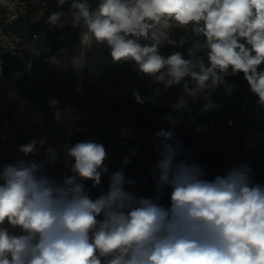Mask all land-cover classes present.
<instances>
[{
	"label": "clouds",
	"instance_id": "1",
	"mask_svg": "<svg viewBox=\"0 0 264 264\" xmlns=\"http://www.w3.org/2000/svg\"><path fill=\"white\" fill-rule=\"evenodd\" d=\"M7 6L15 9L11 0ZM70 8V21L53 12L47 24L83 26L82 44L105 45L113 64H131L149 78L154 96L159 86L178 87L182 95L171 105L176 115L162 117L168 128L155 133L151 197L129 190L136 183L124 171L129 157L109 173L100 143L66 147L65 161L72 163L62 179L47 172L59 157L45 147L46 137L20 145L24 157L43 149L46 159L0 167V264H264V184L243 162L207 179L202 166L189 163L175 131L193 110L190 100H203L202 114L221 107L214 93L223 87L231 95L235 85L227 78L238 74L264 108V0H99L95 8L72 0ZM173 28L190 29L203 44L164 54L166 47L183 46L172 39ZM133 96L145 103L139 91ZM105 174L108 187L94 198L86 182L97 188ZM166 189L168 205L161 203Z\"/></svg>",
	"mask_w": 264,
	"mask_h": 264
},
{
	"label": "built area",
	"instance_id": "2",
	"mask_svg": "<svg viewBox=\"0 0 264 264\" xmlns=\"http://www.w3.org/2000/svg\"><path fill=\"white\" fill-rule=\"evenodd\" d=\"M9 0H0V167L4 164L14 163L17 159H33L36 161L45 160L43 149H39L36 156L24 157L23 153L18 151L20 145H24L33 139L39 140L46 137L45 147L51 146L56 149L58 161L47 168L48 174L54 178L62 179L70 174L68 169L72 161H65L66 142L71 141L73 145L82 141H94L104 145L107 152L106 163L109 173H112L123 167L121 161L123 157H129L131 149H137L139 156V165L133 168L129 166L124 168L126 177L135 180V187L129 188L135 194L137 193V183L140 179L147 177L153 187L154 177L151 169L153 162L158 159V153L154 151V144H159L155 133L160 129H167L168 125L162 120V117L169 112L175 116L176 113L171 108L180 95L178 87H172V92L168 107L160 113L153 110L150 114L156 122V127L150 131H144L128 121L124 129L120 132L115 142L103 143L96 140L91 131L90 124L98 123L104 112L101 106L93 105L89 102L88 91L77 88L74 98H69L63 93V86L60 78L64 77L68 70L78 69L84 66L86 54L92 43H81L80 36L73 43L62 44L56 48L42 51L38 42L43 37L54 36L64 29L57 30L47 24L48 17L53 12L64 13L65 18L71 19V8H64L59 5V0H55V6L46 14V0H11L15 5L14 10L7 6ZM30 9L37 15L33 20L37 23V28L31 34L27 32H7L6 27H13ZM183 33L191 32L190 29L173 28L174 31ZM81 35V34H80ZM5 55V57H4ZM12 58L14 63L6 59ZM37 75L43 77V82L50 87L52 99L59 101L57 108L54 109L50 103L46 107L40 106L32 99L19 85V82L25 81V86L34 85ZM154 85L146 76H133L127 78L121 83L108 84L105 86L109 103L114 104L122 101L125 103H136L133 92L139 91L146 99L156 100L163 93V86H159L160 94L158 97L153 94ZM225 99L229 106H235L238 97H219ZM257 105V100H255ZM259 109L264 111L257 105ZM57 109L59 119L56 118ZM90 111L91 114H90ZM234 116L231 110H224V115L220 119L223 128L234 125ZM201 126L198 131L206 136L212 127L202 122L194 124V130ZM190 123L183 115V123L176 127V135L186 137L190 131ZM212 145L220 152L227 153L230 157H237L240 153H248L254 145L259 144L264 152V133L259 134L254 128L248 127L241 131L239 141L229 143L223 136L216 135L210 138ZM60 166V169L58 168ZM109 174L102 177V184L108 187ZM92 182H86V188L95 198Z\"/></svg>",
	"mask_w": 264,
	"mask_h": 264
},
{
	"label": "crops",
	"instance_id": "3",
	"mask_svg": "<svg viewBox=\"0 0 264 264\" xmlns=\"http://www.w3.org/2000/svg\"><path fill=\"white\" fill-rule=\"evenodd\" d=\"M37 18L33 9H30L28 13L23 16L13 27H6L7 32L23 33L26 31V26L23 22L32 21ZM69 21L71 19H68ZM71 26L65 27L61 33L43 37L39 40L38 45L42 51L56 47L62 43H67L72 38L74 31ZM178 35H181V31H178ZM172 37L177 42V45H183L177 48L162 49L164 54H169L174 50L183 51L186 53V49L191 46L193 42L192 37ZM139 76L136 71H133L131 64L125 63L121 65L113 64L110 58L109 50L105 45L92 43L86 54V60L83 67L78 69H70L67 71L64 77L60 78L63 86V93L69 98H74L76 95V89L81 88L89 92V96L98 97L94 95V91L89 89V86L94 84L99 87L104 95H107L104 87L108 84L121 83L127 78ZM243 75L238 74L235 77H228L230 83L235 85V90L231 95L225 94L223 87L219 88L213 95V100L221 105L218 109L210 110L208 113L202 114L200 108L203 104V100L197 98L196 101H189L192 107V112H185V118L190 120L194 118L195 121L202 122L203 124H209L213 131L208 135L203 136L198 131L190 129L186 137H181L179 134L176 137L183 142L184 150L190 154L189 163H196L202 166L206 171V178L212 179L216 175H223L225 170L232 167L235 161L242 157L245 153H240L237 157H230L225 152H220L212 145L210 138L217 135V132L223 130L221 127L220 119L224 115V110H233L232 114L236 118L235 127L227 132L225 135L226 140L233 142L240 139L241 131L244 128L256 127L258 133H264V111L259 109L255 104V101L249 96L244 94L240 80ZM24 86H21L23 90L34 99L40 106L46 107L52 99V91L50 87L46 86L43 82V77L37 75L34 85L25 86V81H22ZM172 87L163 90L161 96L156 100L146 99V116L142 123L138 126L144 131L153 130L156 127V122L150 111L153 110L156 113L163 112L169 104ZM106 93V94H105ZM238 97V102L235 106H229L225 99L221 100L219 97ZM90 102V100H89ZM91 103V102H90ZM98 106V105H96ZM124 106L116 113L107 112L102 116V119L98 123L90 124L93 137L103 143L115 142L120 132L124 129L128 121L131 118L124 112ZM92 111H90L91 114ZM236 114V116H235ZM234 118V119H235ZM73 146L71 141L66 142V147ZM65 147V148H66ZM131 163L129 168H133L139 165L138 152L136 155H129ZM252 169V178L254 181L264 184V152H262L259 144H255L251 150L248 159L243 161ZM155 161L153 162V166ZM60 169V166L58 165ZM101 189L106 190L107 187L100 185L94 188L96 197L101 193ZM170 189L165 190V195L161 203L169 204ZM137 195L151 197L154 195V190L148 181V178H142L137 183Z\"/></svg>",
	"mask_w": 264,
	"mask_h": 264
},
{
	"label": "trees",
	"instance_id": "4",
	"mask_svg": "<svg viewBox=\"0 0 264 264\" xmlns=\"http://www.w3.org/2000/svg\"><path fill=\"white\" fill-rule=\"evenodd\" d=\"M46 1H47V10H46L47 11L46 14H47V13H49L50 10H52L54 8V6H55V0H46ZM70 1H72V0H65L64 8L68 7V4H69ZM89 2L92 5V7L95 8L96 5L99 3V0H89ZM23 24H24V26H26V32H27L28 35L31 34L33 31H35L36 28H37V25H38L37 23H34L32 21H28V20L25 21V23L23 22ZM83 30H84L83 26L81 27V29L77 28L75 30H72V31H74V34L72 35V38L70 39V41L67 42V43H62V44H68V43L75 42L76 40H78V38H79V36H80V34H81V32ZM180 33H181V35L179 36L178 35V32L177 31H174L171 34V37H178V36L179 37H192L193 38L192 39L193 42H197L198 41V42H200V43L203 44V40H204L203 37L197 38L196 36H194V34L192 32H189V33L180 32ZM62 44H60V45H62ZM60 45H56V47H58ZM56 47H54V48H56ZM169 48H172V47H166L165 49H169ZM197 55L204 56V50L199 51L197 53ZM240 84L242 85V89L244 91V94H246L247 96H249L253 100L254 99L255 100L258 99L256 96H254L249 91V86H248L247 82L244 80V78H242L240 80ZM89 89H92L94 91V95L95 96H98L96 98L93 97V96L92 97L89 96L88 99L90 100V102L93 105L101 106L103 108L104 112H110V113H116L121 108V106L123 105L124 106V109L123 110H124L125 114L126 115L128 114V116L131 118V123L134 124L135 126H139L142 123L144 117L147 114L146 113V110H147L146 103H144V104L141 105V104L134 103V102H131V103L128 104V103L119 101V102H116L114 104H110L109 103L108 96L107 95H104L101 92V90H100L99 87H97L94 84H92V85L89 86ZM104 89H105V87H104ZM237 102L240 103L238 100H237ZM235 116H236V114H235ZM185 119L189 122V120L187 118H185ZM197 122L198 121H195V123H190L189 122L190 123V126H191L190 129L193 130L194 129V124H196ZM235 122H236V118L234 120V125L233 126L224 128L223 130H220L219 132H217V134L220 135V136H223L225 138L226 133L227 132L229 133V131L235 127ZM207 125H209V124H207ZM251 128H254V129L257 130L256 127H251ZM259 134H261V133H259ZM225 140H226V138H225ZM226 141L229 142V143H232V142H230L228 140H226ZM237 141H239V140H237ZM233 142H236V141H233ZM250 153H251V151L248 152V153H245L242 157L238 158L235 161V163L233 164V166L234 165H238L239 163H241V162L245 161L246 159H248V157L250 156Z\"/></svg>",
	"mask_w": 264,
	"mask_h": 264
},
{
	"label": "rangeland",
	"instance_id": "5",
	"mask_svg": "<svg viewBox=\"0 0 264 264\" xmlns=\"http://www.w3.org/2000/svg\"><path fill=\"white\" fill-rule=\"evenodd\" d=\"M3 29H6V28H3ZM4 57H5V55H4ZM6 60H7L8 62H10V63H14V62H15V60L12 59V58H7ZM240 76H241V74H240ZM19 85H20V86H24L23 82H19Z\"/></svg>",
	"mask_w": 264,
	"mask_h": 264
}]
</instances>
